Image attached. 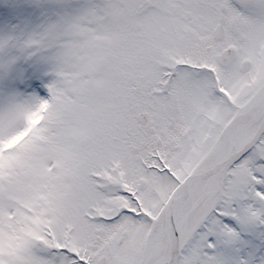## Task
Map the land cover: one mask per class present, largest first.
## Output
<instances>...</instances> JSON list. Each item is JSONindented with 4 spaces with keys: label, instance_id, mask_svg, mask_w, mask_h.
I'll use <instances>...</instances> for the list:
<instances>
[{
    "label": "snow or ice",
    "instance_id": "obj_1",
    "mask_svg": "<svg viewBox=\"0 0 264 264\" xmlns=\"http://www.w3.org/2000/svg\"><path fill=\"white\" fill-rule=\"evenodd\" d=\"M0 264H264V0L0 2Z\"/></svg>",
    "mask_w": 264,
    "mask_h": 264
},
{
    "label": "rangeland",
    "instance_id": "obj_2",
    "mask_svg": "<svg viewBox=\"0 0 264 264\" xmlns=\"http://www.w3.org/2000/svg\"><path fill=\"white\" fill-rule=\"evenodd\" d=\"M0 2L7 3L8 0H0Z\"/></svg>",
    "mask_w": 264,
    "mask_h": 264
}]
</instances>
